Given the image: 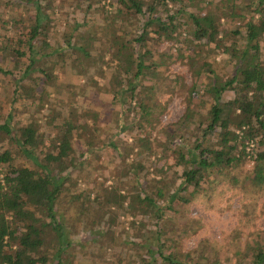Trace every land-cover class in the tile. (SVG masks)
<instances>
[{"label":"trees","instance_id":"1","mask_svg":"<svg viewBox=\"0 0 264 264\" xmlns=\"http://www.w3.org/2000/svg\"><path fill=\"white\" fill-rule=\"evenodd\" d=\"M48 1H0V9L3 8L1 4L10 8L14 2L33 7L30 21L10 20L11 24L21 23L20 26L14 24L12 29L17 31L12 35L7 33V20L0 10V51L13 58V68L0 67V74L13 78L16 85L23 79L22 70L28 76L38 71L50 80L49 72L62 68L66 58L75 64L72 52L87 59L95 54L101 60H95L83 74L92 80L93 89L101 93V99L107 104L103 111L77 109L72 111V117L54 124L55 144L41 151L42 156L36 153L42 139L32 124L23 126L18 136L9 122L11 111L7 113L6 120L0 124V132L17 140L22 153L36 167L13 166L10 150L0 148V163H9L4 170V181L0 183V264L73 262L70 251L73 239L68 237L60 222L59 201L62 193L69 190L66 183L71 172L67 168L85 163V153L93 152L96 140L92 136L89 138V134L100 131V113L105 118H113L119 129L101 139L99 146L115 151L118 164L114 168L123 165V174L130 183L126 186L119 180L114 181L103 193L96 190L92 200L90 191L70 196L80 215H95L93 226L104 213L112 221L114 209L125 214L134 207L150 209L155 220H160L174 204L189 202L204 183L219 178L233 164L235 168L243 163L247 154L253 164L246 178L256 186H264V0H116L109 2L111 10L103 7V24L90 15L93 5L101 0H72L76 11L69 23L71 30L62 33L59 46L51 43L55 31L49 24L48 11L53 12L54 0ZM193 3L197 7L194 12L188 9V4ZM227 21L232 23V28L224 26ZM163 41L178 43L180 47L176 52L171 48L158 51ZM215 53L225 56L223 60L228 70L224 78L215 72ZM21 58L27 61L24 68L19 65ZM43 59L45 63L41 62ZM186 59L190 83L179 73H166L171 63H184ZM39 61L41 65L37 64ZM35 88L38 91V87ZM39 90L40 95H50L46 88ZM181 91L186 93L187 106L179 121L165 127L169 135L163 136L159 145L148 138L139 146L129 142L133 149L136 148L138 157L125 162L129 152L117 135L127 131L132 123L140 127L144 122L157 120L161 106H165L158 95ZM206 95L211 96L212 102L205 111L200 110L193 128L199 129L202 136L214 134V146L203 145L195 134L188 137L190 143L184 136L185 127L191 123L190 115H194L190 105L203 107ZM235 130H239L241 136ZM72 131L84 138L85 148L78 151L79 156H76L78 149L73 145ZM249 141H254L255 147L246 151ZM154 153H158L159 160L166 165L170 156L174 159L157 181L148 175ZM79 157L84 158L83 161H79ZM170 169H173L172 176L168 175ZM167 177L175 178L169 182ZM49 227L56 240L51 251L44 248L49 241ZM86 239L103 246L112 243L114 236L108 230H91ZM154 239V245L137 242L146 255L129 263L200 264L190 258L184 259L177 251H165L166 240L159 228H156ZM93 254L98 255V250ZM244 264H264V244L252 243Z\"/></svg>","mask_w":264,"mask_h":264},{"label":"rangeland","instance_id":"2","mask_svg":"<svg viewBox=\"0 0 264 264\" xmlns=\"http://www.w3.org/2000/svg\"><path fill=\"white\" fill-rule=\"evenodd\" d=\"M112 1L116 0H101L96 5L94 4L93 9L90 10L91 17L103 24V7L111 10L109 2ZM44 2L49 1L42 0V3ZM1 6L3 8L0 10H3L4 13L2 15L3 19L7 20L8 35H12L17 31V29L13 31L12 27L21 24L14 23L17 24L14 26L10 22L11 19L30 21L33 15L32 6L19 5L16 2L10 8L2 4ZM53 6V12L48 11L51 17L49 24L53 25L55 31L54 36H51V43L54 46H59L62 44V33H69L71 30L69 23L76 10L72 0H54ZM188 9L194 12L197 7L195 3L188 4ZM224 26L232 28V23L227 21ZM178 47H180L178 43L163 41L157 50L167 51L168 48H171L172 52H176ZM72 54L76 59L75 64L71 63L70 58H66V63L62 68H54L52 72H49L50 80L45 79V75H41L38 71L28 76L22 70L23 72L21 71L20 75L23 79L16 85L13 78L0 74V124L6 120L5 116L9 111H11L12 116L9 122L12 124L16 135L19 136L20 129L31 123L42 139L41 145L36 149V153L40 156L43 155L41 151L47 150L49 146L55 144L57 136L53 129L54 124L66 117H72V111H77V109L103 111L105 104H107L106 101L104 102L101 99L103 97L101 93L93 89L92 80L89 81V78H86L83 74L95 60H101L100 56L92 54L87 59L81 54L75 52H72ZM35 56L39 57L37 53ZM223 59L225 60L224 54L215 53L216 64L214 68L216 70H214L222 78L228 70ZM19 61L20 67L24 68L27 64L26 58H21ZM184 61V63L181 61L171 63L166 73H179L185 77L187 83H190L189 65L187 59ZM12 62V56L4 55L0 51V67L13 68ZM41 62L45 63L46 60L43 59ZM41 62L39 61L37 64L41 65ZM97 76H100V74H97ZM207 82H209V79ZM35 87H38V91L35 90ZM44 88L50 91V95H40L39 89ZM15 89L18 91L16 93L12 92ZM158 98L165 106H161L157 120L150 123L144 122L140 127L132 123L127 131L120 132L117 135L129 152V155L125 157V162L138 157L135 152L136 148L133 149L129 142L139 146L145 138H148L155 145H159L163 136L169 135L168 132L164 131L165 127L169 128L170 125L179 121L185 113L187 106L185 91L176 92L172 95H158ZM202 101L204 103L202 104L203 107L190 105V111H193L194 115H190L192 117L190 119L191 123L185 127L184 136L188 143L191 141L188 137L195 134L201 139L203 145L214 146L216 139L214 134L207 133L202 136L199 129L193 128V122L195 123L199 119L198 113L200 110L205 111L210 107L211 96H204ZM100 114V131L95 132V135L93 133L89 134V138L92 136L93 140H96L93 143V152L91 154L85 153V163L67 168V171L71 172L70 179L66 183L69 190L62 193L59 201L60 222L68 237L73 239L70 248L73 254V264H130L129 261L134 262L146 255L145 249L138 246L137 242L143 241L152 245L156 243L154 239L156 228L162 231L163 239L166 240L165 251H177L180 254L179 256L184 259L190 258L200 264H244L245 254H247L252 243L260 241L264 244V186H256L246 178L245 174L250 171L253 164L252 158L248 154L239 166L233 168L235 166L233 164V167L227 171L225 170L222 175H219V178L204 183L203 187L189 199V202L174 204L170 210L164 212L160 220H155L156 216L150 209L141 210L134 207L125 211V214L114 209L112 221H109L108 214L104 213L103 217L96 220V224L93 226L92 221L95 219V215H80L75 200L73 201L70 196L81 191H90L92 200L96 190L100 189L99 192L103 193L104 188L113 184L114 181L119 180L122 185L126 184V186L130 183L123 174V165L119 166L120 169L118 166L114 168V165L118 164L115 160V151L108 146H99L101 145V139H105V136L109 134L116 133L119 129L117 123L114 124L113 118L108 119L102 116V113ZM132 115L133 113L130 114V117H132L131 122L134 121ZM239 116H241L240 113ZM49 121H52L53 124ZM88 125L91 126L90 123ZM87 129L86 127L84 131ZM238 131L235 130V133L241 136L240 131ZM72 132L73 145L78 149L77 156L78 151L85 148L84 138L83 136L80 137L75 131ZM253 145L251 148L255 147V143ZM0 148L10 150L13 157V166L36 167L32 160L22 153L17 140L9 138L3 131L0 132ZM154 154L152 156L153 164L150 166L148 175L157 181L164 176V170L167 165L173 163L174 159L170 156L166 165L163 160H159L158 153ZM84 158L79 157V161H83ZM76 163L74 159V164ZM8 164L0 163V180L4 179L5 167ZM172 171L173 169H170L168 175L172 176ZM173 178L175 177H167L166 180L170 182ZM176 181L174 179V182ZM165 189L167 190L169 187ZM187 197H189L188 194ZM102 229L112 233L114 236L112 243L98 246L93 242L94 240L86 239L91 234V230ZM47 231L49 241L44 248L51 251L56 245V242H54L56 241L55 233L50 227ZM133 242L136 243L132 244ZM106 245L108 247H105ZM97 250L98 255L94 256L93 252ZM118 257L123 262H119Z\"/></svg>","mask_w":264,"mask_h":264},{"label":"built area","instance_id":"3","mask_svg":"<svg viewBox=\"0 0 264 264\" xmlns=\"http://www.w3.org/2000/svg\"><path fill=\"white\" fill-rule=\"evenodd\" d=\"M240 134H241V132H240ZM251 147H253V142L249 141L248 146L246 147V151H251ZM3 181H4V179L0 180V183H3Z\"/></svg>","mask_w":264,"mask_h":264}]
</instances>
